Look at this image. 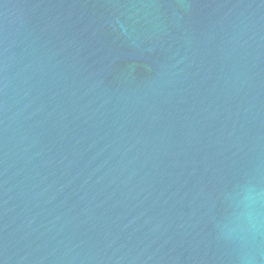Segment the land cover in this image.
I'll return each mask as SVG.
<instances>
[{"label": "water", "instance_id": "water-1", "mask_svg": "<svg viewBox=\"0 0 264 264\" xmlns=\"http://www.w3.org/2000/svg\"><path fill=\"white\" fill-rule=\"evenodd\" d=\"M0 264H264V0H0Z\"/></svg>", "mask_w": 264, "mask_h": 264}]
</instances>
